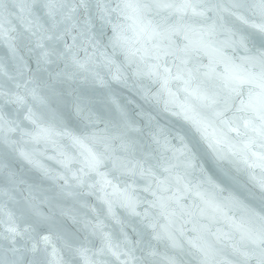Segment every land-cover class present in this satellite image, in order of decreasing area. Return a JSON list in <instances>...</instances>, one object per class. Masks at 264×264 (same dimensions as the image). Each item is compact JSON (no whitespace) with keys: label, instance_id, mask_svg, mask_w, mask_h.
Listing matches in <instances>:
<instances>
[{"label":"snow or ice","instance_id":"snow-or-ice-1","mask_svg":"<svg viewBox=\"0 0 264 264\" xmlns=\"http://www.w3.org/2000/svg\"><path fill=\"white\" fill-rule=\"evenodd\" d=\"M38 2L47 9L45 15L49 27L26 28L25 32H29L31 37L39 34L40 39L33 42L30 37L22 35L20 40L25 47L35 43V48L39 49L34 75L43 81L58 102L71 103L73 111L84 118L85 102L80 98L68 101L56 91V85L76 80L79 75L87 73L101 87L119 85L140 97L145 104L183 119L210 149L231 144L228 156L240 157L247 167L264 171V51L248 55L237 71L226 72L223 76L217 74L214 67L205 68L199 64L196 54L202 49L189 40V34L196 33L202 39L211 40L216 33L217 24L206 23L208 13L215 11L210 6L212 0H117L114 8L108 6L111 0ZM259 4L261 22L248 26L264 34V0H259ZM239 7H242L241 0H235L233 8ZM152 12L157 16L167 13V16L163 22L144 24V19ZM113 14L132 21L128 28L138 27L149 47L135 51L129 49L124 39L126 29L121 24H112ZM229 15H235V12ZM236 19L248 24L243 16H236ZM97 20L102 22L101 30L94 34ZM104 25L111 26L113 32L104 47L123 55L122 63L117 64L112 56L102 51L100 41ZM219 27L223 28V23ZM173 37H183L187 42L181 47ZM68 38L72 40L70 45ZM232 43L248 51L243 37ZM11 50L15 52L14 48ZM81 53H85L84 59H81ZM99 69L107 70L108 80L99 76ZM5 75L0 65V77ZM45 75L46 81L43 79ZM8 79L15 77L8 76ZM15 87L26 85L17 83ZM26 95L36 99L35 89ZM26 95L17 93L10 96L0 86V100L7 97L6 103L23 108L26 114L22 120L38 129L36 135L25 132L17 120L10 119L0 110V177L8 171V180L15 181V174L10 172L5 161L10 163L9 157L18 153L44 178H54L68 188L67 192L62 189L64 195L95 196L106 218L119 226L120 239L115 242L111 234L104 232V224L100 221L92 225L93 234L98 232L102 237V245L97 251L83 246L73 247L72 241L65 239L54 215H45L25 206L20 209L25 226H18L10 216L5 229L8 235L0 234V239L9 241L13 254L19 251L15 246L18 238H27L35 241L30 249L32 264H63V257L56 248L57 241H62L71 256L82 264H178L181 259L179 253L187 244L205 257L202 264H206V249L199 245V237L185 239L184 231L199 205L187 203L191 190L182 184L180 177L173 175L175 166L171 164L175 155L173 140H180V148L176 150L186 157H192L195 144L189 148L182 138L162 127L151 112L142 106L129 108L113 95L108 98L113 117L103 136L61 133L71 138L82 151L78 156L62 153V159L48 157L64 169V174L53 177L48 169L33 162L31 154L19 151V142L13 139L15 134H19L21 140L30 137L26 142L39 144L42 140L47 141L50 135L47 130L39 129L35 113L26 106ZM193 112L204 114L196 119L190 115ZM87 119L92 121V115L89 114ZM219 159L223 161L226 157ZM73 165L78 167L73 170ZM188 166L195 167L191 163ZM260 187L264 190V181L260 182ZM117 208L123 209L130 218L127 223L116 215ZM90 211L94 213L96 210ZM256 218L264 221V216L257 215ZM161 244L173 250L174 254H161L157 247ZM233 255L239 264H248L250 260L264 264V226L241 231ZM0 264H5L2 251Z\"/></svg>","mask_w":264,"mask_h":264},{"label":"water","instance_id":"water-1","mask_svg":"<svg viewBox=\"0 0 264 264\" xmlns=\"http://www.w3.org/2000/svg\"><path fill=\"white\" fill-rule=\"evenodd\" d=\"M234 2L235 0H212L210 6L215 11L208 13L206 23L210 25L215 22L217 31L211 40L202 39L201 35L196 33L189 34V40L202 49L196 54L197 62L205 68L214 67L216 73L221 76L226 72L237 71L238 66L248 55L256 51H264V34L248 26L261 22L259 0H241L242 7L239 8H233ZM116 3L117 0H111L108 6L114 8ZM46 11L43 3L38 0H0V65L7 74L0 77V86L4 91L9 92L10 96L17 93L26 95L28 91L35 89L36 99L26 95V106L35 113L39 129L50 133L48 140H42L39 144L28 143L26 141L30 137H23L21 140V136L15 134L13 139L19 142V151L31 154L33 162L48 169L53 177L62 175L64 169L48 157L62 159L64 158L62 153L66 156H78L82 151L78 145L72 143L71 138L61 135L62 132L71 133L74 136L92 134H96L97 137L103 136L106 128L110 127L109 120L113 117L112 106L108 101V98L113 95L121 104L129 108L142 106L158 118L162 127L170 130L175 137L182 138L189 148H192L193 144L196 145L192 157H186L181 156L180 151L176 150L180 148V140L172 141L175 150V155L171 159V164L175 166L173 175L180 177L182 184L187 185L191 190L188 193L187 203L199 205L191 218L192 222L184 228L185 239L199 237V245L206 249V264H239L238 258L233 255V248L240 239L241 231L264 226V221L256 218L257 215L264 216V190L260 187V182L264 181V171L260 168L247 167L240 157L228 156L231 144L210 149L200 140L191 125L183 119L163 113L154 105L145 104L140 97L134 96L119 85L101 87L87 73L79 75L76 80L56 85V91L68 101L80 98L85 102L84 118L73 111L71 103L58 102L43 81L34 75L39 49L35 48V43L25 47L20 40L22 35L30 37L33 42L40 39L39 34L31 37L25 29L36 30L40 25L48 28ZM93 11H95L94 5ZM231 12H235V15H229ZM166 16L167 13L157 16L155 12H152L146 16L143 23L163 22ZM236 16H243L248 20V24L242 23L236 19ZM111 22L124 26L126 29L124 39L127 41V47L132 51L149 47L138 27L128 28L132 21H126L123 17L113 14ZM220 23H223V28L219 27ZM101 24L100 20L95 22L94 34L101 30ZM102 31L103 39L100 41L102 51L112 56L117 64L122 63L123 55L114 52L110 47H104L108 45L113 35L112 27L104 25ZM231 33L235 35L232 36ZM73 35L76 33L73 32ZM241 37L244 38L247 52L245 48L232 43ZM173 39L181 47L187 42L183 37H173ZM67 43L72 44V40L68 38ZM13 48L14 53L11 50ZM90 54L91 52L88 53ZM84 57L85 53H81V59ZM96 63L99 64V61ZM98 71L101 78L109 79L106 69ZM8 76H13L15 79L9 80ZM43 79L46 81L48 78L45 75ZM29 80L33 83H27ZM17 83L26 87L16 88ZM6 100L7 97L5 100H0V110L8 114L10 119L17 120L25 132L36 135L38 129L22 120V116L26 114L25 110L18 108L17 105L6 103ZM89 114L93 117L92 121L87 119ZM203 114L193 112L190 115L199 119ZM169 139L172 140V137ZM87 146L92 147V144ZM219 157H226V159L222 161ZM9 160L10 163L8 160L5 163L10 172L15 174V181L8 180V171L0 177V209H2L0 221H3L0 223V234L8 235L5 229L8 227L10 216L18 226H25L20 209L28 206L45 215H54L65 239L71 240L73 247L83 246L93 252L97 251L102 245V237L98 232L93 234L92 225L100 221L104 224V232L111 234L113 240L119 242V226L106 218L95 196L64 195L63 192L69 191L68 188L54 178H44L32 163L22 159L18 153H13ZM189 163L195 167H189ZM72 167L75 170L78 166ZM180 194L184 195V193ZM139 195L146 196L144 193ZM90 209L96 211L93 213ZM116 215L124 223L130 219L120 208L116 209ZM89 221L91 223L86 227ZM190 229L196 231L193 232ZM128 232L131 235L130 228ZM32 243L35 241L18 238L15 246L19 251L13 254L9 241L0 239V251L5 257V264H32L33 253L30 251ZM157 247L161 254L165 252L169 255L174 254L173 250L167 249L163 244ZM56 248L63 257V264H82L78 258L71 256L62 241L56 242ZM179 256L181 259L178 260V264H202L205 259L187 244H184ZM248 264H256V261L250 260Z\"/></svg>","mask_w":264,"mask_h":264}]
</instances>
